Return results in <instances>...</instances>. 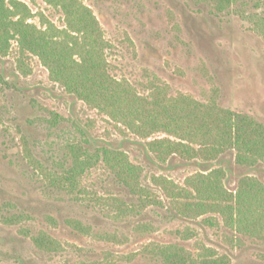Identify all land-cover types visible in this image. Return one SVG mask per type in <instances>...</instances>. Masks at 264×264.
I'll list each match as a JSON object with an SVG mask.
<instances>
[{"label": "rangeland", "instance_id": "obj_1", "mask_svg": "<svg viewBox=\"0 0 264 264\" xmlns=\"http://www.w3.org/2000/svg\"><path fill=\"white\" fill-rule=\"evenodd\" d=\"M22 1L33 13L31 23L42 27L48 20L64 28L61 11L45 0ZM82 2L105 32L110 73L117 80L143 96L165 86L170 97L216 104L264 125V37L253 25L252 0L225 12L214 0ZM25 63L27 74L19 67L16 43L0 57V264H162L150 253L153 245H179L195 255L204 245L231 264H264L263 241L230 230L218 215L179 214L154 182L166 178L184 187L191 176L221 167L225 187L235 192L245 176L264 183V164L240 167L235 153L212 164L179 157L160 163L148 153V140L67 94L38 58ZM165 137L175 139L160 133L149 140ZM76 145L125 152L142 167V185L162 206L120 207L138 206V199L103 163L81 178V196L54 187L50 176L72 166ZM41 233L62 249H40L34 238Z\"/></svg>", "mask_w": 264, "mask_h": 264}, {"label": "trees", "instance_id": "obj_2", "mask_svg": "<svg viewBox=\"0 0 264 264\" xmlns=\"http://www.w3.org/2000/svg\"><path fill=\"white\" fill-rule=\"evenodd\" d=\"M214 1L216 9L225 12L244 0ZM45 2L61 11L64 28L48 20L38 27L30 22L33 13L24 1L0 0L1 58L7 57L16 43L19 67L24 68L25 74L27 58H38L51 80L67 94L108 117L125 132L148 140L145 144L148 153L160 163L179 157L212 164L235 153V163L240 167L254 169L264 164L263 124L216 104H202L184 95L170 97L165 86H154L148 96L139 94L130 83L111 75L106 56L110 44L94 13L82 0ZM252 3L254 28L264 37V0ZM160 133L175 139L149 140ZM71 149L72 166L63 174L50 176L57 189L83 195L81 178L103 163L138 199V206L131 208L120 202V207L140 211L162 206L156 194L142 185V167L133 164L125 152L107 147L91 151L80 145ZM205 171L191 176L184 187L166 178H156L154 182L179 214L187 218L218 215L230 230L264 242V183L245 176L237 190L231 192L225 187L227 174L223 168ZM75 225L81 227L80 223ZM34 241L42 250L62 249L46 233ZM150 253L162 264H231L228 256L204 245L196 255L179 245H153Z\"/></svg>", "mask_w": 264, "mask_h": 264}]
</instances>
